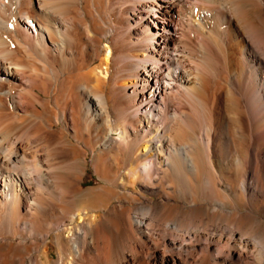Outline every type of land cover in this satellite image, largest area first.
I'll use <instances>...</instances> for the list:
<instances>
[{
  "label": "bare ground",
  "instance_id": "obj_1",
  "mask_svg": "<svg viewBox=\"0 0 264 264\" xmlns=\"http://www.w3.org/2000/svg\"><path fill=\"white\" fill-rule=\"evenodd\" d=\"M0 264H264V0H0Z\"/></svg>",
  "mask_w": 264,
  "mask_h": 264
},
{
  "label": "rangeland",
  "instance_id": "obj_2",
  "mask_svg": "<svg viewBox=\"0 0 264 264\" xmlns=\"http://www.w3.org/2000/svg\"><path fill=\"white\" fill-rule=\"evenodd\" d=\"M152 15V14H151ZM90 165H88V168L86 170V173L84 175V183H83V186H90L94 183V175H93V171L92 169L89 167ZM138 190V189H137ZM78 204L77 205H80V200L77 201ZM52 253H53V248H52ZM51 260H53L52 257H50Z\"/></svg>",
  "mask_w": 264,
  "mask_h": 264
}]
</instances>
